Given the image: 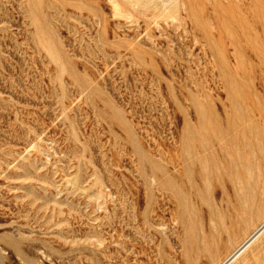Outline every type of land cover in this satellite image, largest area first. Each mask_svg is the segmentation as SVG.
I'll use <instances>...</instances> for the list:
<instances>
[{"label":"rangeland","instance_id":"374dc122","mask_svg":"<svg viewBox=\"0 0 264 264\" xmlns=\"http://www.w3.org/2000/svg\"><path fill=\"white\" fill-rule=\"evenodd\" d=\"M249 185L264 0H0V264H217Z\"/></svg>","mask_w":264,"mask_h":264},{"label":"bare ground","instance_id":"6f19581e","mask_svg":"<svg viewBox=\"0 0 264 264\" xmlns=\"http://www.w3.org/2000/svg\"><path fill=\"white\" fill-rule=\"evenodd\" d=\"M209 169V168H208ZM210 170V169H209ZM208 170V171H209ZM264 194V187L259 188L255 186H247L245 191H241L238 196V201L233 205L231 214L227 211L224 214L223 218V226L221 230H225L229 232L232 228L239 223V220L248 212L252 211L255 203L258 201L259 196ZM237 212V213H236ZM241 213V216H238ZM225 220V221H224ZM222 232V231H221ZM264 232V216L259 219V222L253 224L251 230L247 231L243 238L238 241L234 247L222 258L217 264H230L233 260L237 258L254 240H256L259 235ZM217 236H207L203 238L200 246H199V253L207 251L213 244L217 241ZM190 250L186 248L184 251L183 257L185 258L184 261H188Z\"/></svg>","mask_w":264,"mask_h":264}]
</instances>
